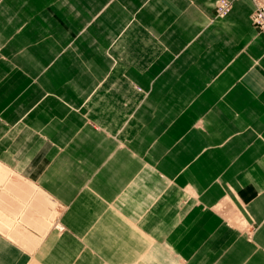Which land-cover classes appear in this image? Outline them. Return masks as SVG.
Returning a JSON list of instances; mask_svg holds the SVG:
<instances>
[{
  "label": "crops",
  "instance_id": "crops-1",
  "mask_svg": "<svg viewBox=\"0 0 264 264\" xmlns=\"http://www.w3.org/2000/svg\"><path fill=\"white\" fill-rule=\"evenodd\" d=\"M215 3L0 0V264H264V31Z\"/></svg>",
  "mask_w": 264,
  "mask_h": 264
},
{
  "label": "built area",
  "instance_id": "built-area-1",
  "mask_svg": "<svg viewBox=\"0 0 264 264\" xmlns=\"http://www.w3.org/2000/svg\"><path fill=\"white\" fill-rule=\"evenodd\" d=\"M252 24L258 31H264V0H252ZM232 6V0H217L215 3V13L218 16L227 14Z\"/></svg>",
  "mask_w": 264,
  "mask_h": 264
},
{
  "label": "bare ground",
  "instance_id": "bare-ground-1",
  "mask_svg": "<svg viewBox=\"0 0 264 264\" xmlns=\"http://www.w3.org/2000/svg\"><path fill=\"white\" fill-rule=\"evenodd\" d=\"M217 1V0H216ZM231 9V8H230ZM226 15V14H225ZM224 16V15H223ZM59 226V225H58Z\"/></svg>",
  "mask_w": 264,
  "mask_h": 264
}]
</instances>
